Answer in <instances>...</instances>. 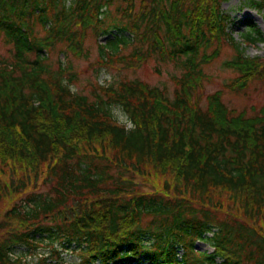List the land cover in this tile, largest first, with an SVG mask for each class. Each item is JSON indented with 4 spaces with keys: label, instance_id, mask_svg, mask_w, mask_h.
Wrapping results in <instances>:
<instances>
[{
    "label": "trees",
    "instance_id": "16d2710c",
    "mask_svg": "<svg viewBox=\"0 0 264 264\" xmlns=\"http://www.w3.org/2000/svg\"><path fill=\"white\" fill-rule=\"evenodd\" d=\"M124 1L125 24L108 28L147 48L117 60L132 68L153 54L183 58L172 96L137 80L73 95L61 84L62 61L54 74L44 65L41 53L58 43L80 56L87 31L106 28L113 0H0L12 58L0 63V264H29L11 252L19 246L46 250L40 264H62L73 251L80 264H264V105L235 111L223 89H203L202 65L231 41L227 0H139L137 10ZM254 5L264 12V0ZM231 44L235 56L224 65L236 77L224 89L239 93L264 81V57ZM114 103L134 131L113 123L105 109ZM204 240L212 252L195 250Z\"/></svg>",
    "mask_w": 264,
    "mask_h": 264
},
{
    "label": "rangeland",
    "instance_id": "374dc122",
    "mask_svg": "<svg viewBox=\"0 0 264 264\" xmlns=\"http://www.w3.org/2000/svg\"><path fill=\"white\" fill-rule=\"evenodd\" d=\"M73 0H66V5L72 4ZM254 2L260 0H227L222 3L221 10L223 14L228 16L227 33L230 34L232 40L228 43H223L220 48L217 44H213L207 48L206 53L212 54L216 48L219 49V54L210 62L202 65L204 74L210 76V81L204 82V94L213 93L217 90L223 89L222 100L223 103L235 111L246 110L252 114V108H261L264 105V81H254L249 86L234 93L228 89H224L235 77L236 73L224 65L225 62L230 61L235 56V49L231 43H235L244 49V54L249 57H264V12L254 5ZM127 2L124 0H113L112 4L104 9L102 19L105 27L110 24L118 23L124 25L125 21H121L118 9L126 7ZM135 9L137 10L140 2L134 0ZM162 27V36L165 38V30ZM248 27V28H247ZM143 28V27H141ZM245 35H251L258 38L250 43L244 41ZM123 35L127 36L124 42H119L113 49L110 46L100 48V44H104L108 40L113 39L117 32L109 28L105 32L96 35L89 29L81 46L82 54L75 56L72 52H67L66 55L60 52L64 49L65 43H58L52 52H45L40 56L44 59V65L48 68L50 73L54 74L58 69V61L65 63L64 66L68 70L63 80L68 79L70 72H73L75 79L72 84L77 88V92L91 96V87L97 84V76L103 70L111 74L112 83L120 82L121 80H140L151 87H158L165 89L169 96H172L174 85L171 78L173 76H180L183 68V58L172 61L170 59L163 60L158 54H153L148 60L138 67L125 68L116 59L103 66L100 61L101 56L105 58L106 53L115 54L117 56H126L131 54L136 48L146 49V46H139L140 43L133 41L132 36L128 32ZM38 37H45V32L42 29H37ZM9 47L0 37V63L10 64L12 58ZM44 56V57H43ZM67 56V57H65ZM33 59V56H30ZM70 67V69H69ZM111 83V84H112ZM43 187H39L38 190ZM37 190V189H36ZM211 235H207L209 237ZM195 249L199 252H212L211 243L208 240L197 241ZM14 255L20 254L25 257L29 264H40V253H46V250L37 251V253H27L23 247L13 248L11 251ZM182 253L181 250L178 251ZM62 264H79L80 257L76 252H69L62 254ZM52 264H55L54 262ZM59 264V263H57ZM132 264V263H126ZM135 264V263H133ZM145 264V263H142Z\"/></svg>",
    "mask_w": 264,
    "mask_h": 264
},
{
    "label": "clouds",
    "instance_id": "9594fccd",
    "mask_svg": "<svg viewBox=\"0 0 264 264\" xmlns=\"http://www.w3.org/2000/svg\"><path fill=\"white\" fill-rule=\"evenodd\" d=\"M97 83L102 87H108L112 83V76L110 73L106 71H101L97 76ZM62 86L66 87L70 93L75 95L77 93V88L74 84L69 83L67 80L61 81ZM33 103L38 104V100H34ZM113 123L125 131H134L135 124L131 118V116L125 111L123 105L114 103L108 105L105 109ZM10 257L14 258L13 254H10Z\"/></svg>",
    "mask_w": 264,
    "mask_h": 264
}]
</instances>
